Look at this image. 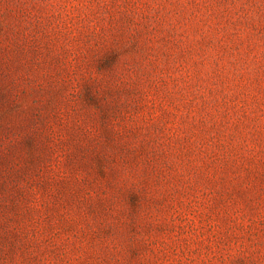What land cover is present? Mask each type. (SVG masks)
<instances>
[{
  "label": "rangeland",
  "instance_id": "1",
  "mask_svg": "<svg viewBox=\"0 0 264 264\" xmlns=\"http://www.w3.org/2000/svg\"><path fill=\"white\" fill-rule=\"evenodd\" d=\"M0 264H264V0H0Z\"/></svg>",
  "mask_w": 264,
  "mask_h": 264
}]
</instances>
